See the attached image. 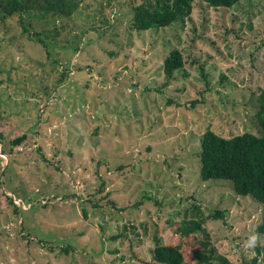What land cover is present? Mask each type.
I'll list each match as a JSON object with an SVG mask.
<instances>
[{"label":"rangeland","instance_id":"obj_1","mask_svg":"<svg viewBox=\"0 0 264 264\" xmlns=\"http://www.w3.org/2000/svg\"><path fill=\"white\" fill-rule=\"evenodd\" d=\"M100 1L34 24L64 28L48 37L49 55L16 17L0 23V264H154L153 237L189 244V264L204 246L231 264H263L260 205L228 181L203 182L198 153L208 126L225 138L257 130L264 0L217 10L195 0L184 26L148 32L131 28L128 0ZM168 46L184 60L169 81ZM192 205L204 233H176ZM216 210L222 218H207Z\"/></svg>","mask_w":264,"mask_h":264},{"label":"trees","instance_id":"obj_2","mask_svg":"<svg viewBox=\"0 0 264 264\" xmlns=\"http://www.w3.org/2000/svg\"><path fill=\"white\" fill-rule=\"evenodd\" d=\"M88 1L90 5L94 0H0V23L3 24L7 20L16 17V24L21 30L20 33L22 35L28 34L49 55L50 44L47 42L48 37L54 39L64 28L62 25H60L62 28L58 27L53 30L47 27L44 32L38 33L33 29L35 28L34 24L40 23L41 20H45L47 24H54L55 22H51L54 20L61 23L63 19L71 18L77 14L81 7H86L83 4ZM102 1L99 2L100 7L103 5ZM105 1L107 5H110L113 0ZM194 1L141 0L139 3L137 0H128L126 5L130 6L131 28L137 32H148L161 30L176 24L182 27L192 14ZM200 1L208 7L217 10L232 9L243 0ZM94 30L95 28L93 29L90 26L89 31ZM173 41L179 42L176 39ZM46 63L49 65L52 63L57 64L52 59L46 60ZM161 65L164 78L167 81L172 79L175 72L184 71V60L181 51L177 47L171 48L168 46L167 53L162 57ZM86 69L91 72L90 67L87 66ZM200 70L202 73L203 68L201 67ZM67 75L66 72H63L61 77L64 79ZM32 92L30 96H35L41 102L43 98L39 95H33ZM45 93L48 96L49 93L47 91ZM6 96L14 99L15 93L7 94ZM196 102L198 101H193L191 104L194 105ZM4 103H0V106ZM255 103L256 110L253 117L258 124L255 133L243 131L240 134L225 138L211 130L210 126L206 127L201 136L200 151L198 153L200 158L199 176L203 182L228 181L235 196L250 197L258 203L261 207V220L255 232L264 236V87L258 90V94L255 96ZM1 137L2 135H0ZM12 142L13 140L9 141L10 149L13 147ZM8 205L13 208V212L16 215L22 212L19 207L15 206L12 198H8ZM95 205L97 204L95 203ZM83 212L85 214L84 210ZM191 212V218L183 217L179 222L176 233L185 230L192 234L197 232L204 233L202 225L205 223V216L200 211L199 205H192ZM223 215V211L216 210L213 214H209L207 218L218 219L222 218ZM120 235H115L112 239H116ZM153 242L154 247L151 250L152 263L189 264L186 262L188 254H186L187 247H185V245L189 246V244H184L182 241L161 244L157 237H153ZM64 249L65 252H70L71 250L69 246H65ZM256 251L259 253L260 249L256 248ZM192 252L193 259H197L195 264H231L223 255L214 254L211 247L207 248V246H204V248ZM255 262L256 258L253 260V264ZM262 263L264 264V257Z\"/></svg>","mask_w":264,"mask_h":264},{"label":"water","instance_id":"obj_3","mask_svg":"<svg viewBox=\"0 0 264 264\" xmlns=\"http://www.w3.org/2000/svg\"><path fill=\"white\" fill-rule=\"evenodd\" d=\"M25 137H26L25 135H22L21 137L14 139L13 140V146H16L19 143L23 142L25 140Z\"/></svg>","mask_w":264,"mask_h":264},{"label":"clouds","instance_id":"obj_4","mask_svg":"<svg viewBox=\"0 0 264 264\" xmlns=\"http://www.w3.org/2000/svg\"><path fill=\"white\" fill-rule=\"evenodd\" d=\"M255 239H256L255 236L250 237V239H249V244L254 243V242H255Z\"/></svg>","mask_w":264,"mask_h":264}]
</instances>
